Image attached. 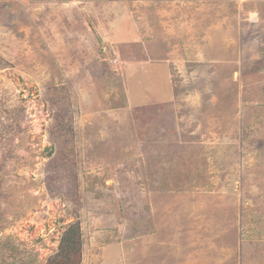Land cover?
I'll return each mask as SVG.
<instances>
[{"label":"rangeland","instance_id":"obj_1","mask_svg":"<svg viewBox=\"0 0 264 264\" xmlns=\"http://www.w3.org/2000/svg\"><path fill=\"white\" fill-rule=\"evenodd\" d=\"M72 224L81 264H264V0H0V264Z\"/></svg>","mask_w":264,"mask_h":264},{"label":"trees","instance_id":"obj_2","mask_svg":"<svg viewBox=\"0 0 264 264\" xmlns=\"http://www.w3.org/2000/svg\"><path fill=\"white\" fill-rule=\"evenodd\" d=\"M81 237L79 225H70L59 243V250L50 256L47 264H81Z\"/></svg>","mask_w":264,"mask_h":264},{"label":"crops","instance_id":"obj_3","mask_svg":"<svg viewBox=\"0 0 264 264\" xmlns=\"http://www.w3.org/2000/svg\"><path fill=\"white\" fill-rule=\"evenodd\" d=\"M116 63H117V62H116ZM126 64H127V66H130V67H131V65H135V64H132L131 61H130V62H126ZM126 64H124V67H125V68L127 67ZM143 65H146V64H143ZM124 67L122 68L123 73H124ZM130 76H131V75H130Z\"/></svg>","mask_w":264,"mask_h":264},{"label":"clouds","instance_id":"obj_4","mask_svg":"<svg viewBox=\"0 0 264 264\" xmlns=\"http://www.w3.org/2000/svg\"><path fill=\"white\" fill-rule=\"evenodd\" d=\"M114 63L116 62V60L113 61Z\"/></svg>","mask_w":264,"mask_h":264}]
</instances>
